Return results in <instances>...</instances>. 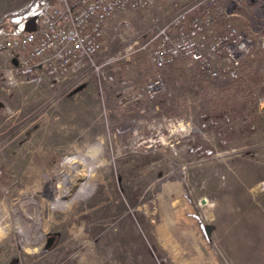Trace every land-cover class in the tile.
Masks as SVG:
<instances>
[{"label": "rangeland", "instance_id": "rangeland-1", "mask_svg": "<svg viewBox=\"0 0 264 264\" xmlns=\"http://www.w3.org/2000/svg\"><path fill=\"white\" fill-rule=\"evenodd\" d=\"M30 1L0 0V27ZM236 1L255 40L236 80L180 61L143 94L168 1L107 23L99 78H1L0 264H232L238 236L264 230V0Z\"/></svg>", "mask_w": 264, "mask_h": 264}, {"label": "built area", "instance_id": "built-area-1", "mask_svg": "<svg viewBox=\"0 0 264 264\" xmlns=\"http://www.w3.org/2000/svg\"><path fill=\"white\" fill-rule=\"evenodd\" d=\"M167 1L172 5L169 21L156 25L141 46L151 48L153 65L143 94L163 93L166 82L158 70L179 60L194 65L204 78L238 79L255 40L236 24L225 0H32L6 17L8 27H0V79L17 71L30 80L47 77L53 84L81 68L99 78L103 67L116 60H97L107 23L118 13Z\"/></svg>", "mask_w": 264, "mask_h": 264}, {"label": "crops", "instance_id": "crops-1", "mask_svg": "<svg viewBox=\"0 0 264 264\" xmlns=\"http://www.w3.org/2000/svg\"><path fill=\"white\" fill-rule=\"evenodd\" d=\"M180 61L182 60L176 62H180ZM164 68L165 67L160 68L158 71L163 74ZM149 71L151 72L150 74L151 76L153 74L152 62L150 63ZM17 73L20 74V72ZM237 239L238 241L234 246L238 248L237 251L235 253L231 251L232 254H230V250H229V252L227 253L228 260H230L232 264H264V230L255 231L251 236H246V235L238 236Z\"/></svg>", "mask_w": 264, "mask_h": 264}, {"label": "bare ground", "instance_id": "bare-ground-1", "mask_svg": "<svg viewBox=\"0 0 264 264\" xmlns=\"http://www.w3.org/2000/svg\"><path fill=\"white\" fill-rule=\"evenodd\" d=\"M88 156H89V155H88ZM76 176H77V175H76ZM73 178H75V176H73ZM90 178H91V179L94 178V177H93V174L91 175ZM87 185H88V184H84V186H82V188H81L80 190H77L76 194H77L78 196L84 194V193L86 192L87 188H88Z\"/></svg>", "mask_w": 264, "mask_h": 264}, {"label": "water", "instance_id": "water-1", "mask_svg": "<svg viewBox=\"0 0 264 264\" xmlns=\"http://www.w3.org/2000/svg\"><path fill=\"white\" fill-rule=\"evenodd\" d=\"M52 240H53V237H52V238H49V239L47 240L46 247L50 246Z\"/></svg>", "mask_w": 264, "mask_h": 264}, {"label": "trees", "instance_id": "trees-1", "mask_svg": "<svg viewBox=\"0 0 264 264\" xmlns=\"http://www.w3.org/2000/svg\"><path fill=\"white\" fill-rule=\"evenodd\" d=\"M242 104V103H241Z\"/></svg>", "mask_w": 264, "mask_h": 264}]
</instances>
